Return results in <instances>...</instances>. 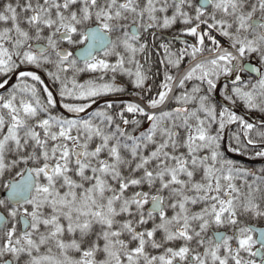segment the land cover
<instances>
[{"label": "snow or ice", "instance_id": "snow-or-ice-1", "mask_svg": "<svg viewBox=\"0 0 264 264\" xmlns=\"http://www.w3.org/2000/svg\"><path fill=\"white\" fill-rule=\"evenodd\" d=\"M256 160L264 0H0V264H264Z\"/></svg>", "mask_w": 264, "mask_h": 264}, {"label": "trees", "instance_id": "trees-1", "mask_svg": "<svg viewBox=\"0 0 264 264\" xmlns=\"http://www.w3.org/2000/svg\"><path fill=\"white\" fill-rule=\"evenodd\" d=\"M253 115L254 116H258L259 114L256 113V114H253ZM241 159H244V158H241ZM262 165H264V161H260V160H256V161L250 163V166H254V167H257V168L262 166Z\"/></svg>", "mask_w": 264, "mask_h": 264}, {"label": "water", "instance_id": "water-1", "mask_svg": "<svg viewBox=\"0 0 264 264\" xmlns=\"http://www.w3.org/2000/svg\"><path fill=\"white\" fill-rule=\"evenodd\" d=\"M45 79H47V78L45 77Z\"/></svg>", "mask_w": 264, "mask_h": 264}]
</instances>
